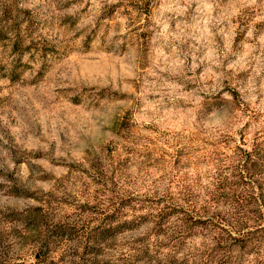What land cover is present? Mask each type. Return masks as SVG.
Listing matches in <instances>:
<instances>
[{
	"label": "rangeland",
	"instance_id": "obj_1",
	"mask_svg": "<svg viewBox=\"0 0 264 264\" xmlns=\"http://www.w3.org/2000/svg\"><path fill=\"white\" fill-rule=\"evenodd\" d=\"M213 223L264 224V0H0V264H202Z\"/></svg>",
	"mask_w": 264,
	"mask_h": 264
},
{
	"label": "trees",
	"instance_id": "obj_2",
	"mask_svg": "<svg viewBox=\"0 0 264 264\" xmlns=\"http://www.w3.org/2000/svg\"><path fill=\"white\" fill-rule=\"evenodd\" d=\"M245 163H246L245 161H242L241 170L245 169L250 173L249 167H247ZM254 165H257L255 161L252 162L251 166ZM235 184L236 183L234 184L227 183V187L231 189V187ZM258 187H261V185H259ZM238 202H242V203H238L237 205L232 204V206H235L234 207L235 211L234 214L229 216L230 220L228 222H230V224L233 227H235L237 231L241 232L242 230L248 229L247 223L251 219L244 212V210L245 211L248 210L247 209L248 207L247 204H249L248 199L241 198L240 200H238ZM187 203L189 205V210L187 211L182 210L180 212L185 213L187 215L193 214V216H191L192 218H195L196 215H201L202 212H207V213L210 212L209 211L210 207H208L210 201H207L202 207H197V205L192 202L191 203L187 202ZM245 203L247 204L245 205ZM235 214H239V216ZM214 216L218 217L219 215L214 214ZM223 218L224 217L220 219ZM174 227L177 228L178 225L176 224L174 225ZM211 228L213 229L214 234L211 236L210 240L214 244V246H207V249L205 251L212 253L209 254L207 253L206 258L202 260L203 262L202 264H264V224L258 229H255V231H248L244 233L245 235L243 236L242 239L244 244L240 246V249L242 251V256L238 258H235L228 254L229 250H226L227 245H225L227 244V242H225L226 239H224L223 236H221V233H218V229H220L221 227L213 223L211 225ZM220 252H222L223 255L219 257L218 255L221 254Z\"/></svg>",
	"mask_w": 264,
	"mask_h": 264
}]
</instances>
